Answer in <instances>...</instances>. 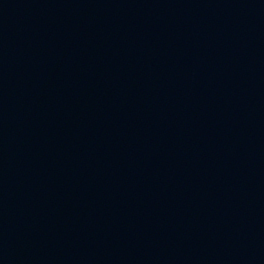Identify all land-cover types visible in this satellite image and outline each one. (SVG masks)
Instances as JSON below:
<instances>
[{"label": "water", "instance_id": "water-1", "mask_svg": "<svg viewBox=\"0 0 264 264\" xmlns=\"http://www.w3.org/2000/svg\"><path fill=\"white\" fill-rule=\"evenodd\" d=\"M0 264H264V0H0Z\"/></svg>", "mask_w": 264, "mask_h": 264}]
</instances>
